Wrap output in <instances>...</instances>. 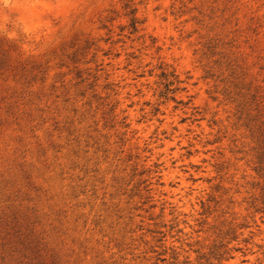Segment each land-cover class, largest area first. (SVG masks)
<instances>
[{"label": "clouds", "instance_id": "9594fccd", "mask_svg": "<svg viewBox=\"0 0 264 264\" xmlns=\"http://www.w3.org/2000/svg\"><path fill=\"white\" fill-rule=\"evenodd\" d=\"M74 71L91 75L87 91ZM173 83L215 145L196 172L161 156L163 129L148 122L145 105L163 103L177 123ZM260 153L264 0H0V264H155L165 251L164 264H196L213 231L245 220L228 245L244 255L226 264H264V224L246 207L256 198L264 212ZM146 203L183 231L150 238Z\"/></svg>", "mask_w": 264, "mask_h": 264}, {"label": "rangeland", "instance_id": "374dc122", "mask_svg": "<svg viewBox=\"0 0 264 264\" xmlns=\"http://www.w3.org/2000/svg\"><path fill=\"white\" fill-rule=\"evenodd\" d=\"M71 78L76 82H80L81 80L84 81V83L81 84V88L85 91L88 90V85L92 83V77L86 71L81 73L74 71L71 73ZM172 89H174V91ZM186 93V87H183L182 85H176L175 83L171 85V89H169L167 92V95L173 98L171 101H169V103L172 105L171 110L179 116V119L175 125L166 126V121L169 120L170 117L167 115L163 103L158 106L146 104L145 108H147L150 113L148 122H155L160 126L161 129H163L159 132V136L163 137V142L160 144V148L163 149L161 156L163 157L165 152L180 156L182 157V160L178 159L173 163L176 165L181 163L188 164L190 166V170L192 172H196L197 165L195 162L202 154L206 156L212 154L211 150L215 147V145L210 143L206 144L204 138L200 136L198 130L201 125L206 123L202 115L204 110L202 107H197V102L195 101L194 97L187 96ZM177 101L179 102L177 103ZM181 113L182 116L180 115ZM102 125L103 121L101 122V126ZM135 127L137 129L144 128L143 119L141 121H137ZM128 139V136L123 138L125 145H127ZM205 146L208 149L207 152L204 151ZM146 154V152L140 153L141 156ZM132 156L133 161H135L137 158V153L133 152ZM213 163L215 164L217 174L224 172L225 169L229 167L228 162L222 160L218 156H214ZM256 163L260 170L258 171L257 168H254L253 171L256 172L258 176H260L262 173H264V153H260L256 156ZM138 172L139 169H137V173ZM150 174L151 173L146 172L145 176H138L137 178L141 181H144ZM138 187L140 191H143L146 185L144 183H140ZM133 188L135 189L136 186L134 185ZM220 194V188L213 189L214 197H218ZM207 205L208 209L217 206L214 199H208ZM199 207L204 208V204L202 203L199 205ZM246 207L251 211V213L255 214L256 220H254L253 223L259 221L261 224H264V219H261V217H264V212L258 209L256 198H252L247 201ZM208 209H205V211L207 212ZM153 212H155V209L150 203H146L137 209L138 216H143L144 218L145 226H151L148 233L150 238H154L163 242L172 239L174 236H178V234L183 231V229L179 227V224L183 222L182 220H177L174 217L172 222L164 224L162 221L152 215ZM166 213L167 209H165L161 215H165ZM242 224L244 225L243 227H238L235 230L231 228H220L218 231H213L212 236L209 238L207 243L202 246L204 251L200 253H193L194 255H198L196 264H226L230 255H244L242 248L233 249V253H229L228 250V245L239 237L241 231L250 230L247 227L246 220L242 221ZM157 250L164 251V249L161 248H158ZM172 255L173 253L165 251L164 257L161 260L156 261L155 264H164L165 260L170 261ZM187 264H192V262L187 261Z\"/></svg>", "mask_w": 264, "mask_h": 264}]
</instances>
